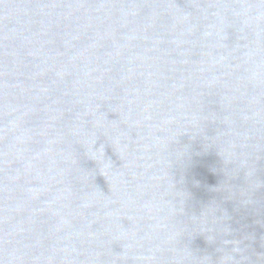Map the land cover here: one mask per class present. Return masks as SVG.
<instances>
[{
  "label": "water",
  "instance_id": "95a60500",
  "mask_svg": "<svg viewBox=\"0 0 264 264\" xmlns=\"http://www.w3.org/2000/svg\"><path fill=\"white\" fill-rule=\"evenodd\" d=\"M0 264H264V0H0Z\"/></svg>",
  "mask_w": 264,
  "mask_h": 264
}]
</instances>
